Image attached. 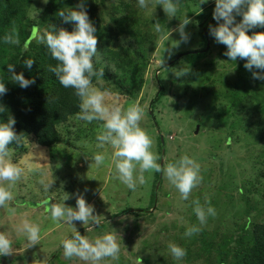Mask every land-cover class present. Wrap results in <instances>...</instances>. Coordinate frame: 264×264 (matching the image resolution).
<instances>
[{"label":"trees","instance_id":"trees-1","mask_svg":"<svg viewBox=\"0 0 264 264\" xmlns=\"http://www.w3.org/2000/svg\"><path fill=\"white\" fill-rule=\"evenodd\" d=\"M185 1L180 0V4ZM33 2L34 0H0V79H4L7 88V92L0 96V121H7L9 116L14 117L16 120L14 129L17 134L24 138L25 143L23 146L17 148L15 144L10 145L15 150L14 158L16 160H21L28 154L27 146L30 144H36L37 147L46 150H57V147L62 142H66V139L72 135L70 121L75 119L76 114L79 112V100L74 95V91L64 88L57 77L48 71V66H55L57 61L51 58L44 44L37 42L34 33L41 32L44 29L51 30L52 26H55L57 30L64 28L72 31L74 23L65 22L57 13L65 7H77L81 0H48V3H44V8L38 16L33 15L31 12ZM84 3L90 20L97 28L98 56L94 58V67L97 69L104 68V77L99 80L93 77V84L98 88L108 89L112 93L126 96L131 101H137L141 96V92L145 90V86L149 85L150 82L155 83L157 93L150 102L151 113H149V108L145 112L152 125H154L156 105L166 95L163 79L161 78L162 68L169 67H163L162 64L161 66H155L153 71L151 70L155 62L154 55L158 49V36L153 31V22L155 21L145 17L143 9L138 7L136 0H112L104 13H102V9L105 0H84ZM198 14L199 18H203L202 11L199 10ZM211 14H213V11L205 17L203 22H199L201 48L186 55L187 58H192L190 72L184 74L187 77L184 83L187 88L183 90L191 94V97L185 96L186 101L196 105L199 99H204L203 106L206 108L204 110L194 109L191 116L197 114L199 125L208 124V121L211 120L210 124L214 130L226 128L229 133L227 142H230L231 139L236 141L238 133L241 132L245 133L246 138L255 139V143H263L264 80L253 78V72L259 70L255 68L252 71L247 70L244 67L245 61L239 58L236 62L230 61L224 55L227 49L223 44L220 45L218 57H226L227 62L222 65V69L227 67L229 63V66L233 67L236 72L235 79L225 78L222 73L220 76L215 75L212 71L215 62L204 64L200 62L209 50L203 52L206 50L207 36L209 40L211 37L209 35V25L214 26L216 23L212 19L206 27V34L202 30V25ZM103 15L107 17L108 22H104ZM189 17H193L192 13L188 14L187 18L189 19ZM13 27H15L19 36L20 44H4L2 42L3 36L11 31ZM261 31H264V27L257 26L251 29L248 34L251 35L253 32ZM163 34V36L166 35L165 32ZM26 42L29 44L27 50L23 48V44ZM27 58L34 59L31 68L23 63ZM172 61L169 60L168 63ZM7 64H14L16 73L23 72L26 79H34L35 83L28 88H21L10 79L11 73L8 71ZM158 71V80H156L155 77ZM148 75L150 76L149 80ZM180 80H184V78H180ZM158 83L161 86L160 92L158 91ZM192 85L199 86L198 91H195ZM199 91L201 93H198ZM146 95L139 99V103L142 104L147 101ZM255 113L259 117L253 122L250 118ZM210 115L213 117L212 119ZM210 124L208 125L210 126ZM252 126L254 128L250 133ZM74 136L73 144L75 145V142L80 139L78 135L74 134ZM161 137L160 135L156 137L160 159L163 148ZM213 145L215 147L219 146L214 142ZM257 159V163L262 167L256 180L257 185L252 183L245 189L243 187L236 188V191H230L228 195L227 189L231 184H223L213 189L217 194L213 198L209 196L211 191L208 189L202 192L200 189L193 192V194L197 193L195 200L198 195L201 197L200 204L204 207L209 204L214 207L218 204L217 200L221 196L228 197L232 204L235 196H239L245 209L242 210L243 216L231 223L233 228L227 229L228 227H226L224 230L221 227L208 229L204 225H200L193 211V201L195 200H192L189 207H186L189 214L187 221L190 225L187 227H184L186 224L181 227L178 225L179 229L177 231L185 235L186 229L193 225L199 227L200 231L192 236H186L183 240L180 237L176 238V234L172 231V226L175 228L177 224L168 225L165 223L166 228L164 231L157 232L156 230L151 234L153 244L150 243L149 238L142 242L141 250L144 255H135L136 263L264 264V154L257 155ZM158 162L160 163V160ZM201 171L203 173L202 184L211 183L212 170L204 168ZM160 174L153 172V178L150 180L152 185L148 191V202L145 208H142L141 211L133 210L131 212V209L126 207L113 213L110 219H116L129 213L134 214L136 224L134 223L133 228L136 231L139 230L138 221L143 217H147V223H153L152 220L155 214L154 211H150L153 210L157 194H159L164 183L163 176L160 177ZM159 182L160 185L157 190ZM204 195H208L209 198H207L208 196L204 198ZM255 195L262 198L261 203L257 202V199L252 202ZM168 198L169 194H165L164 199ZM159 201L158 196V203ZM166 205L169 208L165 213L169 214L172 212L170 203L167 202ZM161 208L162 205L159 203L156 211H160ZM253 213L255 215L251 217ZM170 227L172 228L170 229ZM161 234L164 237L172 236L174 241H178V245L186 250L187 254L182 261L178 262L171 254L161 251L167 248V244H158L159 238L157 236ZM55 255L53 260H58L59 264H68L62 259V251ZM53 260L52 263L55 264ZM113 264L134 263L123 254H120L119 260L113 261Z\"/></svg>","mask_w":264,"mask_h":264},{"label":"clouds","instance_id":"clouds-1","mask_svg":"<svg viewBox=\"0 0 264 264\" xmlns=\"http://www.w3.org/2000/svg\"><path fill=\"white\" fill-rule=\"evenodd\" d=\"M43 2L46 4L48 0ZM209 2L210 0H199V5ZM212 2L215 5L212 16L216 25H209V35L216 43L226 46L224 55L230 61L236 62L238 58L244 60L247 70H259L253 72V78L264 80V31L248 34L257 26L264 27V0ZM137 3L140 9H148L152 0H137ZM157 4L169 19L178 17L180 20L176 29H168V36L172 31L179 33L180 39L174 41L173 47L178 48L181 43H188L190 36L185 29L190 20L186 14L183 18L178 16L180 0H157ZM57 14L65 22L74 23V29L57 30L52 26L51 30L44 29L34 33V36L37 42L46 46L51 58L57 61L55 66H48V71L57 77L64 88L72 89L78 98L79 112L76 118L87 123L102 122V128L97 132L95 139L96 147L105 151L94 153L91 157L92 163L99 169L105 165L106 159L110 160L115 178L133 192L137 190L138 185H144L153 172L161 173L180 193L181 199L188 200L192 190L201 182L199 163L189 155L183 154L162 166L158 162L159 155L153 151V138L141 125L145 115L144 106L137 101L124 107L117 94L93 84V77L97 80L104 77V68L94 67V58L98 56L97 28L89 18L84 0H81L77 7L60 9ZM237 16L241 17L239 22L236 21ZM153 26L156 32L162 31L159 21L153 23ZM2 42L8 45L20 44L15 27L3 36ZM23 48L27 50L29 44L24 43ZM23 63L31 68L34 59L27 58ZM7 68L11 73L10 79L21 88H28L35 83L34 79H26L23 72L16 73L14 64H7ZM188 70L182 69L175 72V75L180 77ZM6 92L4 79H0V96ZM15 123L16 120L12 116H9L7 121H0V208L9 214L7 223L0 221V226H7L0 231V257L12 255L17 240L21 242L23 250L41 245L43 236L47 235H42L41 225L50 219L57 226L67 225L70 228L71 235L62 237L58 245L63 250L64 259H76L83 264H106L109 258L118 261L121 252L118 236H121L115 229L89 236L81 235L74 226L75 222H82L87 233H91L95 228L93 225L100 227L105 219L102 215L94 214V206L86 201L83 193L75 194V207L65 204L69 195L64 191L65 194L58 202L49 203L55 195V190H52L55 177L48 168L42 167L47 163L41 161L48 159L44 150L35 151L37 145L32 144L23 159L14 158L15 150L10 145L15 144L19 148L25 143L24 138L16 133ZM82 145L87 147V142H82ZM145 173L148 174L147 178ZM29 176L36 177L39 192L43 195L39 202V206L45 210L43 217L33 218L29 212L18 211L17 207L11 206V202L17 199L14 189ZM193 204V211L200 225H204L209 216L216 214L210 204L204 207L199 200L193 201ZM199 231V227L190 226L186 229L185 236H192ZM168 249L178 262L187 254L183 247L174 242L168 244ZM43 264H50L48 257L44 258Z\"/></svg>","mask_w":264,"mask_h":264},{"label":"rangeland","instance_id":"rangeland-1","mask_svg":"<svg viewBox=\"0 0 264 264\" xmlns=\"http://www.w3.org/2000/svg\"><path fill=\"white\" fill-rule=\"evenodd\" d=\"M111 1L112 0H105V8L103 7L102 13L106 11L107 6ZM44 5L43 0H34L31 7L32 14L35 16L40 15ZM214 6L212 0H210L209 3L200 5L199 0H186L179 5L178 16L180 18H183L185 14L188 17L189 13H192L193 17H189L190 23L185 29L190 36V40L188 43H181L178 48L173 47V44L175 43L174 41L180 39L179 33L172 31L170 36H168V29H176L180 23L179 18L172 17L169 19L162 7L157 4V0H152L148 9H143L145 17L151 21L154 20L155 22L153 23L159 21L162 28L161 32H156L153 29L158 36V49L154 55L155 62L151 67L152 71L155 69V66H161L163 64L162 66L164 67L169 64V60L172 61L180 55L195 52L201 48V28L199 27V24L214 10ZM199 10L203 12V18H199ZM102 18L104 22H108L107 17L103 15ZM240 19V16L236 17L237 21ZM163 32L166 33L165 36H163ZM210 40L209 50L200 62L202 64L215 62V66L212 69L215 75L220 76L222 73L225 78L235 79L236 72L233 67L229 66V63L227 64V67L222 69V65L227 62L226 57H218L220 45L222 44L216 43L213 37L212 39L210 37ZM191 61L192 58H187V56H185L181 57L171 66L166 67L165 69L162 68L161 78L163 79L162 82L165 86L166 95L163 96L156 105V111L154 113L155 119H153L154 125H152L146 113L141 125L153 138V151L156 154H158L156 137L158 135L163 137L166 145L164 147V150L166 149V151L163 157V166L178 159L181 155L187 154L199 163L201 178H203L201 169L210 168L212 170V176L210 178L211 183L202 184L201 181L199 185L192 190L189 199L182 200L180 193L165 177H163L164 183L159 194H157V204L153 210L155 214L152 220L153 223H147V217H143L139 219V230L136 231L133 228L136 221L133 217L134 214L129 213L116 219H110L113 213L119 212L126 207L131 209L132 212L133 210L141 211L142 208L147 206L148 191L152 185L150 180L153 178V173L151 174V178L147 179V182L144 185H138L137 190L133 192L115 178L114 170L110 167V160L106 159L104 166L99 169L96 168L91 161V157L96 152L105 151V149L96 147L97 141L95 139L97 132L102 128V122L93 121L92 123H87L75 118L70 121L72 129L70 132H72V135L66 139V142H62V144L57 147V150H46L42 147H37L35 149V151L44 150L48 159L47 161H41V163H47L42 166L48 168L55 177V183L52 189L55 190V195L52 196V200L49 203L58 202L60 197L66 192L69 195V199L65 201V204L75 207V194L83 193L86 201L94 206V214L102 215L105 219L100 227L93 225L95 228L91 233H87L82 222L77 221L74 226L81 235L87 234L89 236L98 235L104 231L115 229L121 236H118L121 245L120 254L129 258L134 264H137L134 257L135 255H144L141 250L142 242L149 238L150 243L153 244L150 237L151 234L156 230L157 232L160 230L164 231L166 228L164 225L165 223L168 225L177 224V227L175 228L172 226V231L176 234V238L180 237L181 239L183 238V240L186 238L184 233L182 235L180 231L177 230L179 229V226L181 227L183 224H186L184 227L190 225L187 221L189 214L187 213L188 209H186V207H189V203L192 200H195V195L197 193L193 194L194 191L200 189L202 192L203 190L208 189L211 191L209 196H212L213 198V196L216 197L217 195L213 190L215 187L230 183L231 185L229 186V189H227V194L229 195L228 192L236 191V188L243 187L245 189V187L247 188L252 183L256 184L259 171L262 169L260 164L257 163V155L264 154V142L257 144L255 143V139L251 137L246 138L245 133L241 132L238 133V139L236 141L231 139L230 142H227L229 133L226 128L214 130L210 124L211 120L208 121L210 126L207 123L204 125L201 124V126L199 125L200 122L197 119V114L195 113L191 116L194 109H206L203 106L205 100L199 99L196 105L187 102L185 96L191 97L190 93L183 90L187 88V85L184 84L187 77L184 75L177 77L175 75V72L181 71L182 69H189L187 72H190ZM149 75L148 80L150 79ZM180 78H184V80H180ZM169 81L174 83H170ZM155 85V83L150 82L149 85L145 86V90L141 92L139 99L147 94V101L142 104L140 103L144 106L145 112L150 107V102L157 93ZM192 88L195 89V91H198L199 86L192 85ZM113 93L117 94L119 102L124 107H127L133 102H139V99H137V101H131L126 96H122L115 92ZM198 93L201 92L199 91ZM251 115L252 113L250 116ZM257 117L259 116L255 113L250 120L254 122L257 120ZM210 118L212 119L213 117L210 115ZM253 128L254 126H252L250 133L253 131ZM74 134L78 135V138L80 139L75 142L76 146L73 144V138L75 137ZM85 141L87 142V147L82 145V142ZM213 142L215 144L217 143L219 146L215 147ZM31 146L32 144L27 146L28 150ZM107 147L108 146L106 145L105 148ZM108 151L110 153V149H108ZM60 152H62L61 155H59ZM145 176L147 178L148 174L145 173ZM85 189H87V191H85ZM14 192L17 194V199L11 202L12 207H17L18 211L29 212L33 218L43 217L45 210L43 207L39 206V202L43 199V195L39 192V185L36 183L35 176H29L19 182L14 189ZM165 194H169V198L166 200L164 199ZM158 196L160 199L159 203L162 205L160 211H156L159 204ZM207 196L208 195H204L203 197L206 198ZM209 196L207 198H209ZM256 199L257 202L261 203L262 198L256 195L252 199V202ZM196 200L200 201L201 197L198 195ZM167 202L170 203V208L172 209V212L169 214L165 213L169 208V206L166 205ZM217 203L218 204L214 207L212 206L215 209V216H209V220L204 226L208 229L221 227L222 230L226 227H228L227 229L233 228L231 223L238 220L239 217L241 218L243 216L242 210L245 209L240 201V197L236 195L234 202L231 204L228 197L221 196L218 198ZM20 205H23V207H20ZM8 215L9 214L6 210L0 208V221L7 223ZM254 215L255 214L253 213L251 217ZM6 227V225L0 226V231H3ZM172 227H170V229ZM41 228L42 235L43 233H47L46 236H43L41 245H36L32 248L23 250L21 242L17 240L14 245L15 252L12 255L0 257V264H43L45 257H48L50 263L53 264L52 260L55 258V254L59 251H62V259L68 262V264H83L82 261L76 259L71 261L64 259L63 250L58 247L59 241L62 237L71 235L69 226H57L54 222L48 219L43 222ZM82 228H84L83 231H81ZM157 238H159L158 244H167V248L161 250L166 252V254H171L168 249V244L170 242L179 244L178 241H174L172 236L164 237L161 234L157 236ZM53 261H55V264H59L58 260ZM106 264H113V261L109 258Z\"/></svg>","mask_w":264,"mask_h":264},{"label":"water","instance_id":"water-1","mask_svg":"<svg viewBox=\"0 0 264 264\" xmlns=\"http://www.w3.org/2000/svg\"><path fill=\"white\" fill-rule=\"evenodd\" d=\"M213 19V16L211 15L207 20H206V22L204 23V25H203V31L205 32V34H206V27H207V25L210 23V21ZM207 46H206V50H204L203 52H206L208 49H209V46H210V42H209V38H208V36H207ZM187 54H183V55H180V56H178L176 59H174L172 62H170L168 65H166V66H171L172 64H174L178 59H180L181 57H184V56H186ZM159 73V71L156 73V80H158L157 79V74ZM158 85H159V92L161 91V86H160V84L158 83ZM158 92V93H159ZM150 108H151V105H150ZM149 108V113H151V109ZM161 136V135H160ZM161 142H162V146H163V148H162V152H161V159H160V163H161V165L163 166V157H164V154H165V150H164V140H163V137H161ZM161 175L162 174H160V177H161ZM159 185H160V182L158 183V187H157V190H158V188H159ZM156 204H157V199H155V202H154V208H153V210L155 209V207H156ZM152 210V211H153Z\"/></svg>","mask_w":264,"mask_h":264}]
</instances>
